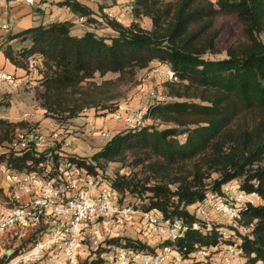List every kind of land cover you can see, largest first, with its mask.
Wrapping results in <instances>:
<instances>
[{
  "label": "trees",
  "instance_id": "1",
  "mask_svg": "<svg viewBox=\"0 0 264 264\" xmlns=\"http://www.w3.org/2000/svg\"><path fill=\"white\" fill-rule=\"evenodd\" d=\"M60 6L86 17L87 28L98 25L93 10L77 0ZM131 6L135 18L151 20L152 29L138 22L123 26L104 14L102 23L111 36L94 31L75 36L74 22L58 21L9 35L1 46L6 60L27 73L30 58L43 59L39 98L47 116L53 115L61 126L87 110L114 112L120 102L117 83L133 81L156 61L170 67L177 78L164 84L172 101L149 107L148 126L121 131L90 158L57 154L55 162L68 158L95 176L111 163L141 167L143 178L117 177L112 186L121 195H147L145 210L187 224L188 232L176 242L185 258L199 248L237 245L243 264L264 263V0H132ZM231 21L239 25V40L222 47ZM20 42L30 46L15 51ZM222 52L224 59L206 58ZM109 74L119 78L100 84L94 80ZM4 125L0 120V147L5 149L0 166L15 174H42L48 152L38 153L33 145L21 152L11 150L16 135L9 137ZM235 180L261 199L242 212L240 224L250 232L225 239L218 228L202 231V223L188 208ZM36 239V233L28 234L11 258ZM118 245L149 249L130 241ZM102 263L99 257L84 264Z\"/></svg>",
  "mask_w": 264,
  "mask_h": 264
},
{
  "label": "built area",
  "instance_id": "2",
  "mask_svg": "<svg viewBox=\"0 0 264 264\" xmlns=\"http://www.w3.org/2000/svg\"><path fill=\"white\" fill-rule=\"evenodd\" d=\"M128 10L131 12V5ZM107 18L125 26L126 21L113 12H108ZM75 24L87 29V18L78 16ZM0 27L6 32L10 30L8 24H0ZM37 67H43L41 57L30 60L29 72ZM152 74L163 84L177 81L167 65H159L152 70ZM23 81L27 80L0 69V86H18ZM156 94L155 91L148 93L143 86L138 87V98L150 96L156 100L152 105L170 102L167 96L159 97ZM148 109L137 112L123 101L108 115L122 124L124 130L139 131L150 124L146 119ZM99 134L107 141L112 138L109 131L99 130ZM58 144L69 147L71 140L64 138L59 130L46 134L35 126L28 132H17L9 145L11 150L17 152L33 145L38 153L48 152L49 160L42 174H15L8 172L5 166L0 167L4 173H8L7 179L11 185L6 194L8 200L0 199V249L8 244L10 238L16 237L21 241L27 234L37 235L35 242L19 255L11 258L7 251L4 254L5 264H40L49 254L76 260L85 252L86 241L93 236L96 227L106 224L124 226L134 223L137 218L149 232L162 238L165 245L156 251L119 246L101 257L102 264H243L242 250L237 245L199 248L190 258H185L176 249V242L188 232L187 224L123 202V195L116 191L111 181L103 179L101 174L95 176L78 168L68 158L56 163L55 155L63 156L57 151ZM259 203L261 199L257 194L246 193L241 183L235 180L223 185L218 192L208 193L204 200L188 210L202 223V231L215 227L223 238L235 239L237 233L246 235L250 232L240 224L243 210L248 205ZM200 228L194 225V229Z\"/></svg>",
  "mask_w": 264,
  "mask_h": 264
},
{
  "label": "rangeland",
  "instance_id": "3",
  "mask_svg": "<svg viewBox=\"0 0 264 264\" xmlns=\"http://www.w3.org/2000/svg\"><path fill=\"white\" fill-rule=\"evenodd\" d=\"M132 0H108L105 3L102 2L98 4V8L104 7L106 9L103 12H100L101 15H106L108 12H113L123 18L125 22V26H130L134 22H138L141 24L143 28L152 29V23L149 18H135L133 16V11L129 12L128 7L131 5ZM213 2H217V0H212ZM104 21V19L102 20ZM101 27L102 25H96L94 30ZM239 25L231 21L229 22L228 28L221 40V46L229 47L233 43L238 42ZM102 36H111L112 32L101 29L99 30ZM29 42L26 43H16L14 46V50L18 51L23 47H29ZM207 59H224L226 58V53L222 52L219 55H209L206 56ZM32 58L29 59V62ZM165 66L164 64H160L154 62L152 63L149 69L140 71L137 74V77L133 81H122L118 82L116 85V91L120 94V102H126L131 105L134 111L145 110V108H149L152 106L156 100L151 98L150 96L138 98V87L143 86L146 88L147 92L155 91L159 97L166 96L165 85L158 81L155 76L152 74V70L156 69L158 66ZM42 67H37L33 72H29L23 75H19L17 72H10L11 74H15L16 78H21L28 76L27 81H23L21 85H4L0 86V120L6 122L4 127L9 130V137H14L17 132H28L35 126H38L42 121H47L49 123L55 122L56 118L52 117L53 115L47 116L46 110L42 107V100L39 98V94L43 92V88L41 87L40 81L38 79V74ZM119 75L109 74L104 78L97 77L94 79L97 83H102L105 80H117ZM156 94V95H157ZM170 101H172L170 99ZM157 105V104H154ZM96 113V116H109L105 115L103 110L98 108V110H93ZM110 117V116H109ZM111 119V117H110ZM95 128V127H94ZM161 128H166V126H161ZM124 130V129H123ZM1 136H4V132ZM185 137L182 138L184 140ZM73 140H71V143ZM5 151L4 147H0V154ZM48 151H52V149H48ZM99 151V148L93 149L90 153L93 156L95 153ZM1 167V166H0ZM141 171V167L134 168L133 166H124L119 163H111L106 166L105 170L100 171V174L103 179L112 181L117 177L128 176L134 177L135 174H139ZM9 172V171H8ZM8 173H4L0 168V189H2V193H0V199L2 201H7L6 194L10 191L11 185L9 180L7 179ZM138 178H143L141 174L138 175ZM218 178L217 175L213 176V179ZM137 179V178H136ZM147 196V195H145ZM145 196H139L136 194L126 193L123 195V202L130 203L141 210H145L148 205V200L145 199ZM136 219L134 223H128L124 226H110L100 225L95 228V233L91 238L86 241L85 252L81 257H78L76 260H68L67 257L58 255L53 256L51 254L47 255L44 261L40 264H84L86 261L96 260L99 257L101 258L104 254H108L116 247H119V243H127L132 242L135 244L142 243L148 246L149 251H156L161 249L165 242L162 238L153 235L149 230L143 225L139 220ZM33 234V233H30ZM28 234L21 239V241L17 240L16 237L10 238L8 244L1 247L0 249V264H5L6 258H4V254L8 251L7 255L11 256L13 251H16L23 244L22 240L27 238ZM37 237V235H36ZM114 240L116 242H114ZM26 247V245H23ZM22 246V247H23ZM27 246L26 248H28ZM100 254V255H99ZM264 264V263H259Z\"/></svg>",
  "mask_w": 264,
  "mask_h": 264
},
{
  "label": "crops",
  "instance_id": "4",
  "mask_svg": "<svg viewBox=\"0 0 264 264\" xmlns=\"http://www.w3.org/2000/svg\"><path fill=\"white\" fill-rule=\"evenodd\" d=\"M66 0H0V24H8L10 30L4 31L0 27V69L8 72H17L20 76L26 74V71L17 69L8 60H6L1 51L2 44L6 41L7 36L19 33L29 28H35L40 25H46L58 21H71L76 23L77 17L66 7H61L60 3ZM81 4L91 8L94 12L93 17L98 20V26L102 28H87L83 29L78 25L73 28L75 36H83L86 31H94L100 34L101 29L112 32L104 23H102L101 10L98 4L106 2L103 0H77ZM104 9L103 11H105ZM14 44V43H12ZM16 45V44H15ZM28 76L22 77V80H27ZM38 125L41 131L50 134L53 131L59 130L63 133L64 138L73 140L69 147H63L58 144L57 151L61 155H76L82 158L92 157L90 153L95 148H99L100 152L107 144V140L100 136L99 130L109 131L112 136L123 131V125L110 119L109 116H96L93 110L83 113L79 118L71 121L70 124L61 126L55 122L47 121L39 122ZM98 131H94L93 128ZM97 152V153H98ZM96 154V153H95ZM94 154V155H95Z\"/></svg>",
  "mask_w": 264,
  "mask_h": 264
}]
</instances>
